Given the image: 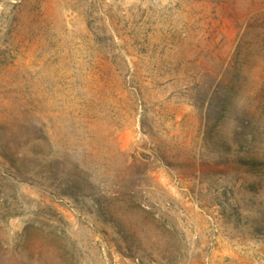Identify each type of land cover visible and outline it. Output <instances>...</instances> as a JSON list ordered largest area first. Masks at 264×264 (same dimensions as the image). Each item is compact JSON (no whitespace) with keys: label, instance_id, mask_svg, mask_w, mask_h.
Returning <instances> with one entry per match:
<instances>
[{"label":"rangeland","instance_id":"1","mask_svg":"<svg viewBox=\"0 0 264 264\" xmlns=\"http://www.w3.org/2000/svg\"><path fill=\"white\" fill-rule=\"evenodd\" d=\"M0 264H264V0H0Z\"/></svg>","mask_w":264,"mask_h":264}]
</instances>
